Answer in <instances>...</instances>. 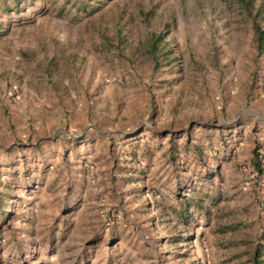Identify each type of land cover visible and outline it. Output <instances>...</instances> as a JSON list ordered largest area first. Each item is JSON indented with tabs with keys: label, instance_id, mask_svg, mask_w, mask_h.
<instances>
[{
	"label": "rangeland",
	"instance_id": "obj_1",
	"mask_svg": "<svg viewBox=\"0 0 264 264\" xmlns=\"http://www.w3.org/2000/svg\"><path fill=\"white\" fill-rule=\"evenodd\" d=\"M254 26L264 0H0V264H253Z\"/></svg>",
	"mask_w": 264,
	"mask_h": 264
},
{
	"label": "trees",
	"instance_id": "obj_2",
	"mask_svg": "<svg viewBox=\"0 0 264 264\" xmlns=\"http://www.w3.org/2000/svg\"><path fill=\"white\" fill-rule=\"evenodd\" d=\"M240 1L242 0H239V2ZM247 3L248 2H246V4ZM254 33H255V40L257 43V49L259 50V53L262 54L264 53V30L259 28L258 26H254ZM154 45H152V49L155 48ZM252 164L256 172L261 174L262 173V162L261 160H259L257 153H254ZM252 262L253 264H264V244L260 246V249L259 248L255 249Z\"/></svg>",
	"mask_w": 264,
	"mask_h": 264
}]
</instances>
